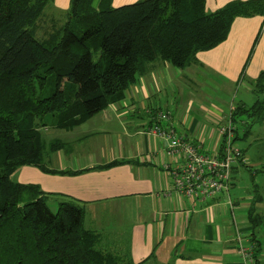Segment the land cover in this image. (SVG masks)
I'll return each instance as SVG.
<instances>
[{
	"label": "trees",
	"instance_id": "16d2710c",
	"mask_svg": "<svg viewBox=\"0 0 264 264\" xmlns=\"http://www.w3.org/2000/svg\"><path fill=\"white\" fill-rule=\"evenodd\" d=\"M52 1L0 0V264H132L97 248L81 209L61 203L52 212L37 185L15 182L11 174L22 166L45 170L44 154L61 144L46 141L43 129L80 125L121 100L156 62L176 69L196 63L198 52L227 38L235 17L264 16V0L232 1L210 13L205 0H140L116 8L110 0L95 7L93 0H71L64 20L38 39L37 22ZM263 110L264 98L233 107L234 142L239 131L250 133ZM247 220L264 264L258 237L264 211L252 204Z\"/></svg>",
	"mask_w": 264,
	"mask_h": 264
},
{
	"label": "crops",
	"instance_id": "0c3cea01",
	"mask_svg": "<svg viewBox=\"0 0 264 264\" xmlns=\"http://www.w3.org/2000/svg\"><path fill=\"white\" fill-rule=\"evenodd\" d=\"M70 1L53 0L46 16H64ZM137 1L110 0V6ZM232 1L248 0H205V11L215 12ZM196 58L184 69L156 62L121 100L80 125L43 129L46 141H59L60 147L44 154L45 170L22 166L11 179L37 185L52 212L61 203L81 209L83 227L94 234L97 248L132 264H237L235 235L250 232L247 213L257 203L254 192H230L232 173L246 163L243 150L242 160L232 165L228 195L188 196L175 189L168 170L178 155L168 154V143L146 129L154 110L167 111L180 136L204 154L219 153L217 128L235 105H247L241 100L225 106L215 102L198 75L202 69L214 70L231 86L253 92L250 81L264 70V16L235 17L227 38ZM54 131H62L64 139Z\"/></svg>",
	"mask_w": 264,
	"mask_h": 264
},
{
	"label": "built area",
	"instance_id": "2783aa9c",
	"mask_svg": "<svg viewBox=\"0 0 264 264\" xmlns=\"http://www.w3.org/2000/svg\"><path fill=\"white\" fill-rule=\"evenodd\" d=\"M152 113V124L146 132L166 141L168 154L178 155L168 167L175 189L196 197H207L215 193L228 195L232 165L242 160V152L234 142L236 128L230 117L217 128L220 152L208 155L202 152L199 145L184 139L176 132L169 124V112L157 109ZM235 243L237 264H259L250 232L237 231Z\"/></svg>",
	"mask_w": 264,
	"mask_h": 264
},
{
	"label": "rangeland",
	"instance_id": "374dc122",
	"mask_svg": "<svg viewBox=\"0 0 264 264\" xmlns=\"http://www.w3.org/2000/svg\"><path fill=\"white\" fill-rule=\"evenodd\" d=\"M49 5H47L43 11V15L37 22L36 26V38H42L45 32L49 31L52 23L58 25L59 22L64 20V16L59 15L54 20L49 19L46 15L48 14ZM54 21V22H53ZM260 37V36H259ZM257 37L254 41V46L251 54L253 53L257 42L259 40ZM251 57V56H250ZM250 59V58H249ZM245 69V68H244ZM244 71V70H243ZM242 71V72H243ZM264 74V70L261 72ZM260 74V75H261ZM204 81L203 89L207 91L212 98L217 103H222L224 106L225 103L230 101H243L247 107L252 106L257 100L264 98V77L261 78V89L257 88L253 92H248L246 89L228 84L225 79L214 70L205 69L201 70L198 75ZM246 79V78H245ZM257 80V79H256ZM256 80H251V84L254 86ZM214 92V93H213ZM222 101V102H221ZM260 121L253 122L250 126V133L247 137H242V132L239 131L240 138L235 141V145L242 149L245 155L246 163L238 165L236 170L232 173L233 175V187L230 189V192L234 189L241 193L254 192L255 189H258L259 193L262 195L263 199L255 204V208L259 212L264 211V110L262 115L259 116ZM243 119L250 120L252 117L247 115L242 116ZM47 130V129H45ZM55 137L59 135V138L64 139L62 131H54ZM47 134V135H46ZM50 134L48 131L44 132V135ZM50 138V137H48ZM53 210V209H52ZM248 233V231H247ZM260 242L262 244V251L259 256V260L264 263V232L259 231L258 234ZM263 236V237H262Z\"/></svg>",
	"mask_w": 264,
	"mask_h": 264
}]
</instances>
